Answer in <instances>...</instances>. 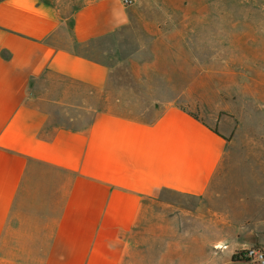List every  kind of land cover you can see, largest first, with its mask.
<instances>
[{"label":"crops","instance_id":"0c3cea01","mask_svg":"<svg viewBox=\"0 0 264 264\" xmlns=\"http://www.w3.org/2000/svg\"><path fill=\"white\" fill-rule=\"evenodd\" d=\"M133 13L0 0V264H126L150 204L214 188L230 118L171 98Z\"/></svg>","mask_w":264,"mask_h":264},{"label":"rangeland","instance_id":"374dc122","mask_svg":"<svg viewBox=\"0 0 264 264\" xmlns=\"http://www.w3.org/2000/svg\"><path fill=\"white\" fill-rule=\"evenodd\" d=\"M45 1L62 15L85 2ZM131 2L144 43L169 50L158 57L174 65L171 98L224 109L233 129L214 188L201 200L166 194L167 206L150 204L126 264H260L233 257L264 256V0Z\"/></svg>","mask_w":264,"mask_h":264},{"label":"built area","instance_id":"2783aa9c","mask_svg":"<svg viewBox=\"0 0 264 264\" xmlns=\"http://www.w3.org/2000/svg\"><path fill=\"white\" fill-rule=\"evenodd\" d=\"M121 3H122V5H124L126 7L132 4L131 0H121ZM239 256L243 260L254 258L260 264H264L263 254L256 252L254 250H246V251L244 250V252L239 253Z\"/></svg>","mask_w":264,"mask_h":264},{"label":"trees","instance_id":"16d2710c","mask_svg":"<svg viewBox=\"0 0 264 264\" xmlns=\"http://www.w3.org/2000/svg\"><path fill=\"white\" fill-rule=\"evenodd\" d=\"M242 252H244V251H242ZM233 259H237V261L243 260V259L240 258L239 254H237L235 257H233Z\"/></svg>","mask_w":264,"mask_h":264}]
</instances>
